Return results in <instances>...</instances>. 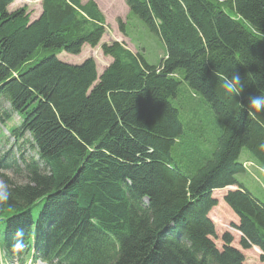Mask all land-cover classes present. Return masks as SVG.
<instances>
[{"label":"trees","instance_id":"16d2710c","mask_svg":"<svg viewBox=\"0 0 264 264\" xmlns=\"http://www.w3.org/2000/svg\"><path fill=\"white\" fill-rule=\"evenodd\" d=\"M14 1L0 0V123L18 117L7 130L36 160L22 154L4 177L5 262L245 264L254 248L264 263V204L236 179L242 149L264 169V113L246 109L264 95V0H124L127 21L165 54L149 64L144 51L104 44L111 64L100 75L92 59L56 58L100 44L93 1L42 0L33 21L25 6L8 12ZM38 52L47 56L26 69ZM231 73L245 85L233 99L220 87ZM226 186L237 188L224 204L238 223L218 248L207 214ZM180 202L184 215H172ZM17 231L23 253L11 248Z\"/></svg>","mask_w":264,"mask_h":264},{"label":"rangeland","instance_id":"374dc122","mask_svg":"<svg viewBox=\"0 0 264 264\" xmlns=\"http://www.w3.org/2000/svg\"><path fill=\"white\" fill-rule=\"evenodd\" d=\"M42 0H26L18 1L16 0L9 8L8 12H12L15 9L26 6L28 12L31 14V20L36 19L40 12V2ZM83 2L93 1L98 10L102 12L105 21V35L103 36L100 45L94 49L84 46L81 53L77 56L68 55L64 52L58 54L57 58L67 64L79 65L83 63L84 60L93 59L97 66V73H101L100 66H105L111 63L109 57H103V53L100 50L102 44H110L112 42L122 43L125 49L132 52V54L144 53L146 61L149 64H154L163 58L165 54V49L159 44L157 39L152 35V33L143 26V24L135 17L130 16L127 21L128 7L126 6L124 0H82ZM223 8V7H222ZM126 23L124 26V34H121L118 30V21ZM128 22V24H127ZM131 40V41H130ZM144 51V52H143ZM47 55H43L38 52L32 62L26 66V69L31 67L33 64L37 63L39 60L45 58ZM104 70V69H102ZM14 124L18 123V118L14 115ZM10 125V126H12ZM9 126V127H10ZM2 132L9 137V134L4 128H1ZM12 140H10V145L2 141L0 142V157H5L4 161L1 162L2 165L11 164L16 157L15 147L11 145ZM240 161L243 163L244 173L236 175V179L239 183L249 191L258 201L264 204V169L256 164L253 157L247 152L246 149H242L240 153ZM11 173L4 172L0 166V180L4 181V177L11 179ZM237 190L235 186H226L222 189H217L212 192V199L215 201V206L209 211L207 217L214 223L217 232V238L214 242L218 248H221V235L225 232L231 233L233 236L235 231L231 228V223H238V218L231 212V210L224 204V196L228 191ZM187 191V189L185 190ZM182 202L178 203L176 207L182 210L173 209L171 214L176 216L184 215V208H181ZM178 216V217H180ZM191 219V217H190ZM238 238H234L231 246H237ZM244 255L245 264H264L259 260L258 251L254 248L245 250L242 252ZM7 264H17L15 262H8ZM37 264H42L37 263Z\"/></svg>","mask_w":264,"mask_h":264},{"label":"clouds","instance_id":"9594fccd","mask_svg":"<svg viewBox=\"0 0 264 264\" xmlns=\"http://www.w3.org/2000/svg\"><path fill=\"white\" fill-rule=\"evenodd\" d=\"M220 87L226 97L233 99L241 94L245 85L238 73H231L230 75L223 76ZM246 109L248 115L253 117L264 113V95L252 96L247 103ZM9 197V186L3 180H0V205H4L9 200ZM11 248L17 253H23L25 251L26 244L22 231H17ZM0 264H5L4 250L2 248H0Z\"/></svg>","mask_w":264,"mask_h":264},{"label":"bare ground","instance_id":"6f19581e","mask_svg":"<svg viewBox=\"0 0 264 264\" xmlns=\"http://www.w3.org/2000/svg\"><path fill=\"white\" fill-rule=\"evenodd\" d=\"M130 41H131V40H130ZM101 73H102V72H101ZM101 73H100V74H101ZM100 74H99V75H100ZM239 155H240V154H239Z\"/></svg>","mask_w":264,"mask_h":264},{"label":"crops","instance_id":"0c3cea01","mask_svg":"<svg viewBox=\"0 0 264 264\" xmlns=\"http://www.w3.org/2000/svg\"><path fill=\"white\" fill-rule=\"evenodd\" d=\"M101 72H103V70H101Z\"/></svg>","mask_w":264,"mask_h":264}]
</instances>
